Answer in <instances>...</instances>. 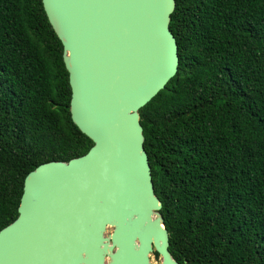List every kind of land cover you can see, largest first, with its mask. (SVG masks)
Returning a JSON list of instances; mask_svg holds the SVG:
<instances>
[{"label": "trees", "instance_id": "trees-1", "mask_svg": "<svg viewBox=\"0 0 264 264\" xmlns=\"http://www.w3.org/2000/svg\"><path fill=\"white\" fill-rule=\"evenodd\" d=\"M170 29L178 72L140 109L169 249L180 264H264V0H176ZM63 50L42 0H0V230L30 171L93 145Z\"/></svg>", "mask_w": 264, "mask_h": 264}, {"label": "water", "instance_id": "water-1", "mask_svg": "<svg viewBox=\"0 0 264 264\" xmlns=\"http://www.w3.org/2000/svg\"><path fill=\"white\" fill-rule=\"evenodd\" d=\"M42 2L63 44L72 119L93 145L28 173L18 216L0 230V264H180L140 121L178 72L176 0Z\"/></svg>", "mask_w": 264, "mask_h": 264}, {"label": "rangeland", "instance_id": "rangeland-1", "mask_svg": "<svg viewBox=\"0 0 264 264\" xmlns=\"http://www.w3.org/2000/svg\"><path fill=\"white\" fill-rule=\"evenodd\" d=\"M152 259L155 263H159L160 262V258L159 257H155V255L152 254Z\"/></svg>", "mask_w": 264, "mask_h": 264}]
</instances>
